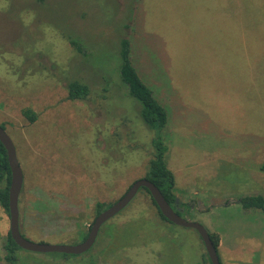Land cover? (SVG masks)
Instances as JSON below:
<instances>
[{
	"label": "rangeland",
	"instance_id": "374dc122",
	"mask_svg": "<svg viewBox=\"0 0 264 264\" xmlns=\"http://www.w3.org/2000/svg\"><path fill=\"white\" fill-rule=\"evenodd\" d=\"M263 3L0 0V126L23 174L21 235L33 243L77 245L97 216L96 204L110 206L144 178L157 132L121 85L118 53L127 37L139 73L166 76L170 117L159 134L174 177L175 209L226 242L217 247L221 264H264V212L235 202L264 197ZM69 37L81 39L86 50L77 52ZM71 81L88 86L86 99L67 98ZM8 232L0 206V264ZM207 260L198 233L161 220L141 188L100 227L88 251L20 249L13 264Z\"/></svg>",
	"mask_w": 264,
	"mask_h": 264
},
{
	"label": "trees",
	"instance_id": "16d2710c",
	"mask_svg": "<svg viewBox=\"0 0 264 264\" xmlns=\"http://www.w3.org/2000/svg\"><path fill=\"white\" fill-rule=\"evenodd\" d=\"M38 1L42 2L43 0ZM260 16L264 21V3L262 14H260ZM130 25L132 26L133 24L130 23L127 28ZM80 40L81 39H79L78 37L68 38L69 43L79 53L83 52V50H86L81 44ZM134 48L135 45L132 44L131 38H121L118 53L120 61L118 72L122 82L121 85L125 88L126 94L136 100L140 106V117L143 123L149 129L157 132L156 137L153 138L151 142V145L154 148V153L153 157L149 160L148 170L144 178L153 183L161 192L167 203H169L171 207L175 209L177 207L175 206L176 196L173 192L174 177L171 171L166 166L165 153L167 151V147L164 145L159 134L168 124L170 117V109L167 104L166 96L164 95V90H166L167 84H165L163 81L166 80V76L163 75V80L157 77L152 78L153 73L149 72L148 70L147 78L141 75L138 69L135 67L134 61L131 59V54L133 52L132 50ZM149 75L151 76V78L149 77ZM88 95L89 88L86 84L78 81H71L67 84V98L69 100H84ZM22 112L30 122H34L36 120V115L29 109H25ZM251 136L252 138L260 137H258L255 132H252ZM261 137L264 138V135H261ZM259 170L261 172H264V163L259 167ZM9 183L10 169L7 162V155L5 148L0 143V206L6 211L7 214ZM150 199L153 206L156 208L159 218L163 221L168 222L156 207V204L151 196ZM235 202L237 205L239 204L243 209L253 208L259 209L264 212V197H262L261 195L243 196L238 198ZM108 207L109 205H105L104 203H97L95 208L96 215H98ZM209 235L214 247L217 249L219 237L216 234L209 233ZM86 236L83 237V240L86 238ZM18 250H20V248L15 244L8 232L3 245L4 264H13L16 260V252Z\"/></svg>",
	"mask_w": 264,
	"mask_h": 264
},
{
	"label": "water",
	"instance_id": "95a60500",
	"mask_svg": "<svg viewBox=\"0 0 264 264\" xmlns=\"http://www.w3.org/2000/svg\"><path fill=\"white\" fill-rule=\"evenodd\" d=\"M0 143L5 148L7 162L10 169V183L8 188L9 234L20 249L37 253H62L67 255L82 254L93 246L100 227L124 209L137 194L138 190L143 188L149 193L155 202L156 207L168 222L180 227L194 229L198 233L210 264H221L217 249L214 247L208 231L201 224L182 218L179 212L167 203L158 188L145 178L134 181L121 198L95 217L86 238L81 243L74 246H67L33 243L26 240L19 230L18 210V199L23 185V174L16 157L14 144L1 126ZM196 205L200 206V203L196 202Z\"/></svg>",
	"mask_w": 264,
	"mask_h": 264
},
{
	"label": "crops",
	"instance_id": "0c3cea01",
	"mask_svg": "<svg viewBox=\"0 0 264 264\" xmlns=\"http://www.w3.org/2000/svg\"><path fill=\"white\" fill-rule=\"evenodd\" d=\"M202 203V202H201ZM196 204V202H195ZM223 243H226L221 237L219 239V243H218V251L220 250V248L223 246ZM227 252V251H226ZM229 254H231V252H229Z\"/></svg>",
	"mask_w": 264,
	"mask_h": 264
}]
</instances>
